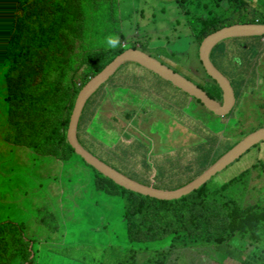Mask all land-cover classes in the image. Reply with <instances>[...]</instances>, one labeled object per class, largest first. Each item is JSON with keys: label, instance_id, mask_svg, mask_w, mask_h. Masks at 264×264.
I'll return each mask as SVG.
<instances>
[{"label": "rangeland", "instance_id": "obj_1", "mask_svg": "<svg viewBox=\"0 0 264 264\" xmlns=\"http://www.w3.org/2000/svg\"><path fill=\"white\" fill-rule=\"evenodd\" d=\"M164 1L165 13H170L161 24V0H68L67 9L78 21L61 32L65 48L60 51L52 43L34 50L30 61L14 65L24 42L50 26L55 0H0V228L7 221L22 225L25 235L35 241L36 264H128L132 250L161 251L164 264H264V228L258 241L238 233L227 243L230 205L264 206V141L208 181L207 196L194 192L168 208L123 191L68 145L78 94L94 78L88 72L94 57H100L104 66L136 48L222 101L217 84L201 67L194 71L180 64L183 55L194 65L197 48L191 37L170 33L172 25L186 24L197 38L206 27L200 18H225L229 5L236 2ZM248 1L250 15L262 20L264 0ZM124 28L132 34L125 35ZM211 58L232 82L236 97V107L223 122L193 99L195 114L206 115L207 123L204 130L197 126L194 131L191 122L195 121L175 108L172 98L185 92L153 71L125 62L105 82L106 88L135 77L139 84L143 79L155 82L163 100L136 86L105 92L85 114L81 146L144 185L165 191L186 186L207 170L203 171L207 155L214 152L218 158L228 141L234 147L264 128V35L223 40ZM51 59L66 65L63 77L60 71L44 77L42 67ZM147 97L158 102L154 105L158 109L150 103L142 108ZM42 100L59 105L56 114L45 112ZM151 108L156 112L151 114ZM140 111L149 113L145 125L140 123L145 116L135 115ZM47 136L55 139L54 144L40 143ZM93 141L103 146L104 153L92 148ZM246 169L250 172L240 176ZM238 176L228 189L219 190ZM135 214L138 217L132 219ZM11 238L7 231L0 234V264H15L17 251L11 248ZM18 250L22 256L28 254L23 241Z\"/></svg>", "mask_w": 264, "mask_h": 264}, {"label": "water", "instance_id": "obj_2", "mask_svg": "<svg viewBox=\"0 0 264 264\" xmlns=\"http://www.w3.org/2000/svg\"><path fill=\"white\" fill-rule=\"evenodd\" d=\"M264 35V24L262 23H234L223 26L206 36L200 44L199 58L203 67L217 85L223 90L222 101L212 98L206 91L198 85L189 81L179 73L167 67L160 61L140 50L130 48L119 54L107 67L97 76L92 78L78 94L74 110L68 126V143L89 166L101 173L104 177L113 181L116 185L124 189L157 200L172 201L190 195L200 189L215 175L224 170L236 159L241 158L250 148L264 141V128L258 129L245 137L241 142L219 158L211 167L203 172L186 186L176 190H159L145 186L136 182L119 171L105 164L98 157L88 152L78 140V125L82 116L86 101L96 92L100 85L104 84L120 66L125 62H135L154 73L161 76L166 81L172 83L196 100L200 101L204 107L214 115L225 117L236 106V97L230 80L220 72L211 62L210 54L212 50L223 40L235 36Z\"/></svg>", "mask_w": 264, "mask_h": 264}, {"label": "trees", "instance_id": "obj_3", "mask_svg": "<svg viewBox=\"0 0 264 264\" xmlns=\"http://www.w3.org/2000/svg\"><path fill=\"white\" fill-rule=\"evenodd\" d=\"M67 1L68 0H55L54 5H53L54 15H53V19H52L50 26L48 27L46 32L43 31V32L35 33L31 39L24 42L25 44H24L23 48L21 50H19L20 52H18L17 55L13 59L14 65H16L18 63L20 64V63H26V62L30 61L31 55H32L34 50L43 49V48L47 47L48 45H51L52 43H55L58 46L57 47L58 50H60V51H62L65 48L64 43L61 39V34L64 31L70 30L72 28V26L78 21V18L72 12H70L67 9V6H66ZM227 1L229 2V4H230V1H235L236 4L233 7H231L229 5L228 11H230V13L225 12V18H219L216 15L212 19L200 18L202 20V22L204 23V25H206V27L203 28V31L201 32V34L197 36V40L200 44L204 40V38L206 36L212 34L213 31L218 30V29L222 28L223 26L233 24L234 21L226 23V21L231 19V18H238L236 23H261V24L264 23V18L262 20H257L256 18H254L253 16L250 15L249 8H248V5H249L248 0H230V1L227 0ZM241 7L245 8L246 10L243 11ZM134 49H136V48H134ZM88 64H89L88 72H89L91 77L97 76L108 65V64H104V66H103L102 65L103 60L101 61L100 57H94V58L90 59ZM65 66H66L65 64L58 62V61H55L53 59L47 61L45 66L42 67L44 77H48L52 73H55L58 71H60L61 77H63V74L65 72V68H66ZM237 76H239V75H237ZM188 80L191 81L189 78H188ZM110 81L111 80H109L108 83H110ZM87 82L88 81H86V84H87ZM235 83H237V82L235 81ZM86 84H83L82 87H85ZM231 84H232V82H231ZM239 84H240V82H239ZM244 84H245V82H244ZM120 85H123V83L112 84L109 88H106L107 85L105 83V84L101 85L96 90V92L86 101L85 107L83 109L82 116L80 118V122L78 125V140L80 141L79 143L82 142L81 136L83 138L81 125L83 124V122L85 120V117H86L85 114H89V110L92 109V106L94 104L95 99L98 97L100 98L102 96V94H104L105 92L106 93L109 91L114 92L115 89H117L119 87H124V86H120ZM198 86L202 90H204L201 85H198ZM109 89H111V90H109ZM218 89H219V92L223 96V90L219 86H218ZM208 94L212 98H215V96L211 95L210 93H208ZM45 97H48V96H45ZM13 99H19L20 100L21 96H15ZM198 102L201 103L200 101H198ZM40 103L42 104L43 110L45 112L51 113V114H56L59 105H57L55 103L49 104L47 101L43 102V100L40 101ZM232 111L227 116L231 115ZM83 117H84V119H83ZM54 141H55V139L52 136H49V137L47 136L42 141H40V143L42 142L41 144L52 145V144H54L53 143ZM92 143H93L92 148H95L96 150H98L100 152V154L104 153L103 149L101 148V147H103L102 145H99L98 143H95L94 141ZM206 143H207V140H206ZM68 145H69V143H68ZM82 146L88 152L93 154L89 149H87L83 145V143H82ZM69 147L75 153L74 149L71 148L70 145H69ZM231 148H232L231 142L228 141L227 145L225 147V151L221 154V156L224 153H226L228 150H230ZM213 153L214 152L207 155V157L205 159V163L203 164V166L205 165L204 166L205 168L203 169V171L206 168H208L209 166H211L219 157H221V156H219L218 158L214 157V155H212ZM121 154L124 156L125 159L129 158V156H127L125 154V151H121ZM94 156L97 157L96 155H94ZM117 156H119L118 157V162H119L120 161L119 158L121 157V155H117ZM215 158H217V159H215ZM110 159H112V158H110ZM118 162H116V164ZM209 162H212V163L207 166L206 164ZM92 169H94V168H92ZM96 172L99 173L98 171H96ZM161 172H162V174H166V172L164 170ZM249 172H250V169H246L244 172H242L240 174V176L246 175ZM100 175H102V174H100ZM194 179H191L189 181L191 182ZM239 179H240L239 176L232 178L229 182L223 184L219 188V190L228 189L230 185H233ZM207 185H208V182L204 186H202L200 189H198L194 192H198L199 194H201L203 196H207L208 195L206 193V186ZM145 186H147V185H145ZM149 187H152V186H149ZM120 188L123 191L126 190L123 187H120ZM152 188L159 189V188L154 187V186ZM153 200H155V202L158 203V205L161 208H166V207L168 208L172 204V202L175 201V200L163 201V200H157V199H153ZM236 203H235V205H230V212H229L230 233L228 236L227 243H230L231 239L235 235H237L238 233L248 234L250 239H252L253 241H258L262 235L261 230H262V228H264V206H261V205L249 206L247 208L242 209ZM137 217H138V214L131 215L132 219H136ZM6 224H7V226H5L4 228H0V234L3 233V231H7V232L12 234L11 242H13V245L11 246V248L15 249L17 251V253H16L17 258L15 260V264H36L37 252H36V249L34 248L35 241L31 240L29 237H27L25 235V232L23 230L22 225L14 223V222H9V221H7ZM21 241H23L24 245H26V251L28 253L27 255L25 253L24 256H22L21 255L22 253H20L18 250V245L21 243ZM130 253H131V260L128 261V264H164L165 255L163 252L158 251V250L157 251H148V252L132 250V251H130ZM122 263L127 264V261H124V262L122 261Z\"/></svg>", "mask_w": 264, "mask_h": 264}, {"label": "crops", "instance_id": "obj_4", "mask_svg": "<svg viewBox=\"0 0 264 264\" xmlns=\"http://www.w3.org/2000/svg\"><path fill=\"white\" fill-rule=\"evenodd\" d=\"M161 6H162V11H161V15H160V18H161V24H162V18L164 17L165 18V15L167 16V14H169L170 13V11L168 10V12L167 13H165L166 12V8H165V6H166V1H164V0H161ZM176 17V16H175ZM175 17L173 18V20L175 19ZM153 20H154V23H156L157 22V18L156 17H154L153 18ZM174 23V22H173ZM174 26L176 27L177 25L176 24H174ZM175 27H173V25L171 26V30H173V32H171L170 34H174V33H179V34H182V35H185V36H189V37H191V39H192V42H194V44H195V46H196V48H197V51H195V53H194V57H193V59H194V65L193 64H188L187 62H185V60L184 59H182V57H183V55H179V60H180V64L181 65H184L185 67H187L188 69L189 68H191V69H193L194 71H197L198 69H199V67H201L202 69H203V73L206 75L207 73H206V71H205V69H204V67H203V64H202V62H201V60H200V58H199V49H200V44H198V42H197V38L194 36L195 34L197 35V33L196 32H193L192 30H191V28L188 26V25H186V24H181L180 26H177V28H179V29H177V28H175ZM124 33H125V35L127 34V33H129V34H132V33H130L129 31H130V28L127 30L126 28H124ZM156 33L158 34V32L156 31ZM152 36V35H151ZM157 36V35H156ZM253 36H256V35H253ZM214 50V49H213ZM212 50V51H213ZM147 54V53H146ZM211 54H212V52H211ZM211 54H210V58H211ZM224 61H225V55H224V57L222 58ZM158 61H160V60H158ZM211 62L213 63V61H212V58H211ZM218 63H220V60L218 61ZM213 65L215 66V64L213 63ZM216 67V66H215ZM145 68V67H144ZM217 68V67H216ZM218 69V68H217ZM149 70V69H148ZM221 72V71H220ZM208 75V74H207ZM210 77V76H209ZM128 81H124V82H122L123 83V85H120V86H124V87H133V86H136L137 87V89L140 91V92H142V93H147L148 91L149 92H151L152 94H154L155 95V97L157 98V100L159 101L160 99H161V101L163 100V92H160L159 91V89L161 88V87H158L156 84H155V82H153V83H149V82H147L146 80H141V84H139V81H140V79H136L135 77L133 78V79H127ZM213 80V79H212ZM145 82L147 83V85L145 84ZM165 94H167V93H165ZM177 94H179L178 92H176V95L175 96H172V98H173V100L175 101V108L177 107L178 109H179V111H181L182 113H186V115L190 118V119H193V121H195V122H191L192 123V126H193V128H194V131H196L195 130V128L197 127V126H200L201 128H202V130H204L205 129V127H207V123H206V121H205V116L206 115H203V114H195V112H194V106H196L197 105V103H193L192 104V100L194 99V100H196L195 98H193L191 95H187V93L185 92L184 94H182L181 96H177ZM168 95V94H167ZM139 97H140V95H139ZM144 102H146V103H144ZM197 102V101H196ZM147 103H150V104H152L153 106L154 105H156L158 102L153 98V97H147V98H144L143 99V101H142V103H141V106H142V108H145V106H146V104ZM237 105V104H236ZM173 106V107H174ZM155 108H157L156 106H154ZM154 108V109H155ZM206 112H209V113H211L210 111H208L204 106L202 107ZM141 109V108H140ZM152 110H151V114H152V112L153 111H155V110H153V108H151ZM158 109V108H157ZM142 110V109H141ZM160 110V109H159ZM156 112V111H155ZM163 112V111H162ZM211 114H213V113H211ZM135 115H144L145 116V118H144V121L143 122H141L140 121V123H141V125H145V120L146 119H150V117H149V113L147 112L146 114H142L141 113V111L137 114V113H135ZM217 116V115H216ZM223 118L224 117H220V120H221V122H223ZM170 121V120H169ZM147 123V122H146ZM197 133V132H196Z\"/></svg>", "mask_w": 264, "mask_h": 264}, {"label": "clouds", "instance_id": "obj_5", "mask_svg": "<svg viewBox=\"0 0 264 264\" xmlns=\"http://www.w3.org/2000/svg\"><path fill=\"white\" fill-rule=\"evenodd\" d=\"M137 50H138V49H137ZM180 75H181V74H180ZM183 77H184V76H183ZM186 79H187V78H186ZM215 83H216V82H215ZM215 99H216V98H215ZM196 101H198V100H196ZM218 101H219V100H218ZM219 102H221V101H219ZM202 105H203V104H202ZM203 106H204V105H203ZM235 107H236V106H235ZM219 117H220V116H219ZM236 145H237V144H236ZM236 145H235V146H236ZM232 148H233V147H232ZM232 148H231V149H232ZM231 149H230V150H231ZM228 151H229V150H228ZM228 151H227V152H228ZM227 152H226V153H227ZM224 154H225V153H224ZM224 154H223V155H224ZM223 155H222V156H223ZM222 156H221V157H222ZM221 157H220V158H221ZM214 163H215V162H214ZM214 163H213V164H214ZM213 164H212V165H213ZM212 165H211V166H212ZM211 166H209V167H211ZM209 167H208V168H209ZM208 168H207V169H208ZM205 171H206V170H205ZM205 171H204V172H205ZM199 176H200V175H199ZM199 176H198V177H199ZM198 177H197V178H198ZM195 179H196V178H195ZM192 181H193V180H192ZM189 183H190V182H189ZM191 194H192V193H191Z\"/></svg>", "mask_w": 264, "mask_h": 264}]
</instances>
